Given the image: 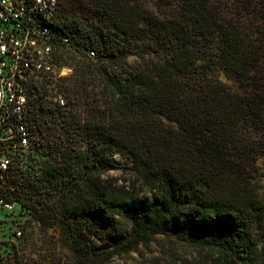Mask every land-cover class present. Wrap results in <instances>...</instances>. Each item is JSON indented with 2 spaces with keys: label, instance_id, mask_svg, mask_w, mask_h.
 I'll list each match as a JSON object with an SVG mask.
<instances>
[{
  "label": "trees",
  "instance_id": "trees-1",
  "mask_svg": "<svg viewBox=\"0 0 264 264\" xmlns=\"http://www.w3.org/2000/svg\"><path fill=\"white\" fill-rule=\"evenodd\" d=\"M153 3L175 10L58 0L72 74L54 106L65 141L52 165L67 188L23 206V225L57 231L65 253L48 264H112L158 237L205 252L189 264H264V0ZM33 109L34 131L46 111ZM112 154L127 161L128 189L106 176Z\"/></svg>",
  "mask_w": 264,
  "mask_h": 264
},
{
  "label": "built area",
  "instance_id": "built-area-1",
  "mask_svg": "<svg viewBox=\"0 0 264 264\" xmlns=\"http://www.w3.org/2000/svg\"><path fill=\"white\" fill-rule=\"evenodd\" d=\"M58 9V0H0V177L33 144L34 97L41 82L70 70L64 63L70 41L55 28ZM54 104L63 107L65 101L58 95ZM14 205L0 198L1 211L9 213ZM22 225L11 238L0 239L7 244L0 264H26Z\"/></svg>",
  "mask_w": 264,
  "mask_h": 264
},
{
  "label": "rangeland",
  "instance_id": "rangeland-1",
  "mask_svg": "<svg viewBox=\"0 0 264 264\" xmlns=\"http://www.w3.org/2000/svg\"><path fill=\"white\" fill-rule=\"evenodd\" d=\"M145 7L160 15H169L175 10V3L165 9H158L153 0H141ZM241 7L248 11L247 7ZM62 20V18L60 19ZM138 60L128 57L127 62L134 64ZM70 68V67H69ZM71 68L68 73L51 83L40 86L38 101L34 102V108L40 105L46 111L45 121L40 128L32 132L33 146L20 155L17 170H10L3 173L0 177V190L5 192L10 201L14 202L11 212L0 210V239L11 238V233L15 227L27 219V214L23 211L26 204H40L46 202L48 193L55 192L51 198L57 199L60 194L65 192V176L59 175L52 165L53 157L56 156V143H64L63 131L58 127L55 130L53 116H56L57 109L54 107V100L58 95L63 97L58 91L59 85L64 86L71 77ZM210 75L216 77L226 85L237 86L236 83L227 79L221 71L214 69ZM65 100V98H63ZM112 167L106 172V176L113 179V185L121 188H129L132 183V176L126 168L127 161L118 155L112 154L108 157ZM4 199V198H3ZM130 204L129 207H135ZM26 208V207H25ZM24 237L20 252L22 260L26 264H48L51 253L64 256V246L59 240L57 231L54 228L47 229L45 232L39 231L35 223L27 221L23 225ZM199 256L205 254L204 251H196L191 248L180 246L171 239L158 237L155 243L149 245L147 249L138 248L136 253H131L121 259H114L112 264H166L168 257H176L181 264H189Z\"/></svg>",
  "mask_w": 264,
  "mask_h": 264
}]
</instances>
